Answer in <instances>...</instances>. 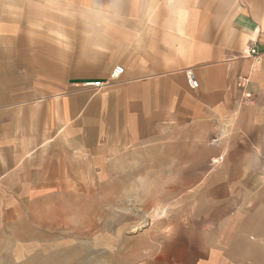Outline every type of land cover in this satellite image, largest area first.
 Returning <instances> with one entry per match:
<instances>
[{
    "label": "crops",
    "instance_id": "obj_1",
    "mask_svg": "<svg viewBox=\"0 0 264 264\" xmlns=\"http://www.w3.org/2000/svg\"><path fill=\"white\" fill-rule=\"evenodd\" d=\"M249 48L258 60L242 55ZM116 66L124 72L111 80ZM72 85L99 105V136L105 108L107 142L216 146L203 167L216 166L200 174L214 210L190 225L184 257L171 264H264V0H0L4 222L21 218L38 174L47 178V147L70 146L66 126L39 129L50 111L40 116L38 103L61 88L69 104Z\"/></svg>",
    "mask_w": 264,
    "mask_h": 264
},
{
    "label": "rangeland",
    "instance_id": "obj_2",
    "mask_svg": "<svg viewBox=\"0 0 264 264\" xmlns=\"http://www.w3.org/2000/svg\"><path fill=\"white\" fill-rule=\"evenodd\" d=\"M69 89V104L61 88L39 95V115L50 111L39 129L44 121L53 134L66 126L70 146L47 147V178L38 174L21 218L0 216V264H171L176 253L181 260L190 225L214 210L200 174L216 166L211 158L203 167L216 146H117L107 142L105 108L99 136V105L78 85Z\"/></svg>",
    "mask_w": 264,
    "mask_h": 264
},
{
    "label": "built area",
    "instance_id": "obj_3",
    "mask_svg": "<svg viewBox=\"0 0 264 264\" xmlns=\"http://www.w3.org/2000/svg\"><path fill=\"white\" fill-rule=\"evenodd\" d=\"M246 58H251L252 60L256 61L258 60V54L254 48H249L248 50L244 51L242 54ZM124 69L121 66H116L113 68V70L110 73V79L111 80H116L120 78V76L123 74ZM185 78H186V83L191 88L192 90H196L198 88V82L194 76V73L191 69H188L185 71ZM248 84V78L247 77H239L237 79V87L241 89L244 93L243 96L244 98L248 97V94L245 91V88ZM86 87H92L95 89H98L102 86V82L96 81V82H87L84 84Z\"/></svg>",
    "mask_w": 264,
    "mask_h": 264
},
{
    "label": "bare ground",
    "instance_id": "obj_4",
    "mask_svg": "<svg viewBox=\"0 0 264 264\" xmlns=\"http://www.w3.org/2000/svg\"><path fill=\"white\" fill-rule=\"evenodd\" d=\"M163 211L164 210L162 208L156 209L155 217H161L163 215Z\"/></svg>",
    "mask_w": 264,
    "mask_h": 264
}]
</instances>
